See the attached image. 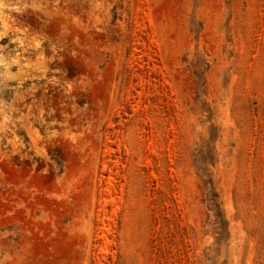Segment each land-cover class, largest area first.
Wrapping results in <instances>:
<instances>
[{
    "label": "rangeland",
    "instance_id": "1",
    "mask_svg": "<svg viewBox=\"0 0 264 264\" xmlns=\"http://www.w3.org/2000/svg\"><path fill=\"white\" fill-rule=\"evenodd\" d=\"M0 19V264H264V0Z\"/></svg>",
    "mask_w": 264,
    "mask_h": 264
},
{
    "label": "bare ground",
    "instance_id": "2",
    "mask_svg": "<svg viewBox=\"0 0 264 264\" xmlns=\"http://www.w3.org/2000/svg\"><path fill=\"white\" fill-rule=\"evenodd\" d=\"M1 20V19H0ZM2 21V20H1Z\"/></svg>",
    "mask_w": 264,
    "mask_h": 264
}]
</instances>
